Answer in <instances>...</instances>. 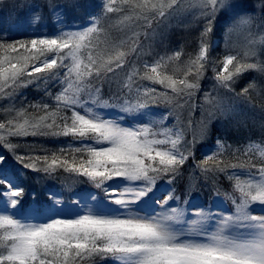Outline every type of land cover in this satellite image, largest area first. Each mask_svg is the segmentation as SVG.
<instances>
[{"label":"snow or ice","instance_id":"6c2138e0","mask_svg":"<svg viewBox=\"0 0 264 264\" xmlns=\"http://www.w3.org/2000/svg\"><path fill=\"white\" fill-rule=\"evenodd\" d=\"M3 2L0 0V4ZM114 4L115 0H46L44 4L24 0L8 5L20 15L14 27L0 24V94L11 95L5 89L15 91L41 78L62 76L65 87L55 96L45 93L55 101L54 106L48 102L31 105L43 109L45 115L30 120L24 118L25 110L21 109L16 116L24 118L22 123L13 119L0 123V130L6 132L0 135V146L5 149L0 152V264H79L92 257L114 264H264V166L257 169L258 176L249 172L251 178L242 180L238 174L229 173L226 166L221 167L220 161L207 167L208 161L216 160L213 153L197 163V136L188 140L182 129L166 126L174 115L172 110L157 111L172 103L169 93L154 87L134 88L135 69L122 86L115 80L119 71L125 70L126 52L107 60L89 53L87 64L81 59V50L92 44L93 34L99 31V18L123 11ZM45 8L55 16L52 33L29 34V19L33 15L42 18ZM200 8L206 22L198 37V53L190 62L196 71L193 74L191 67L186 70L192 80H177L158 72L164 57L154 50L145 52L139 34L134 33L129 51L151 57L156 65L144 60L146 72L140 80L163 85L177 97L183 94L191 99L193 91L200 90L213 51L214 22L228 18L247 23L256 15L264 19V0H200ZM132 10L135 18L144 20L150 30L144 36L150 39L155 33L153 23L160 26L170 17L179 18L186 5L185 0H138ZM81 11L87 18L85 25L70 23L80 18L77 13ZM160 42L163 44V34ZM180 56L181 51H176L168 59L178 60ZM221 64L222 72L213 68L217 88L255 109L250 92L258 87L264 90V82L249 83L240 91L236 88L241 73H264V63H241L237 55L227 54ZM203 95L220 116L208 112L199 127L200 139L207 137L214 125L219 127L223 120L234 118L230 106L210 93ZM109 111L118 115L109 116ZM49 135L73 137L81 146L34 155L31 146L8 139ZM167 145L170 147L166 150L160 147ZM216 145L223 151L225 145L220 138ZM22 147L25 150L21 152ZM260 154L264 156V150ZM189 161L204 179L199 189L186 188L182 200L176 194V184L183 179L182 169ZM28 173H33L32 179L37 182L67 174L92 187L72 193L67 200L49 191L48 199L41 201L27 189ZM219 175L227 181L235 180L233 191L224 194L231 204L227 211L203 200L204 191L222 199ZM26 190L29 200L24 199Z\"/></svg>","mask_w":264,"mask_h":264},{"label":"trees","instance_id":"16d2710c","mask_svg":"<svg viewBox=\"0 0 264 264\" xmlns=\"http://www.w3.org/2000/svg\"><path fill=\"white\" fill-rule=\"evenodd\" d=\"M24 0H4L3 4H0V21L5 26L8 27V21L11 20L13 14L15 13L18 17L19 10H15L12 14V11L8 5L13 3H23ZM41 4L46 3V0H39ZM63 2V0H59ZM99 2V0H96ZM138 0H129L128 4H123L122 0H115L113 7L117 9H123V11H117L113 13H108L102 15L99 18L98 28L99 31L92 36V44L88 47L81 50L80 56L85 64L88 62V55H91L94 58H102L107 60L110 56L116 55L118 52H126L125 57V70L119 71L118 76L115 77V80L123 85L127 81L129 74L133 72V69L136 70V75L133 76L132 85L135 88L136 86L141 87H154L158 91H167L172 97V103L164 106L162 105L158 112H166L172 110L174 112L173 116H170L166 122V126L176 127L184 131V136L188 140H192L193 136H197L196 143V162L201 163L205 159V156L208 155L213 149H216V138H220L222 142L230 145L228 147H233L235 150L242 152L243 154L239 155L237 158L227 159L225 162L220 164L221 167H227L229 173H234L238 175L246 174L244 177H240L242 180L251 178L248 173L253 172L254 168L251 165H255V168L264 166V164L255 163L257 159L261 156V151L264 150V111L261 110L264 104L257 99L250 97L251 103L255 105V109H250L248 106H245L241 101L232 99L229 95L225 94V91L217 88L216 82L214 80L213 68H216L217 71L222 72L220 68L221 65L217 64L211 66L212 63V54L218 53L220 57L223 56V48L221 46L213 47V51L209 57V62L206 65V70L204 72L203 78L200 80V90L193 91L191 99H188L186 96L181 94L177 97L170 89H165L163 85L154 84L151 81L140 80L139 77L143 76L146 72L144 69L143 61L147 60L150 64H154L152 58L149 56L140 55L137 56L134 53L129 51L132 46V39L136 38L133 36L134 33L139 34V41L143 45L144 51L148 52L152 50L150 45V39L145 38L144 33L150 31L144 25V20L142 18L137 19L136 13L132 10V5L137 3ZM186 11L182 15H188L191 19L197 21V28L191 34H186L182 31L175 32L174 40L172 46L169 48L168 57L172 56L174 52L181 51L180 58L173 59V62H170V65L178 66H188L192 68V73L194 74L196 68L191 65V61L195 59L198 53V37L200 36L201 31L203 30L204 23L206 22L204 17L201 15L200 0H185ZM99 11V10H97ZM12 14V15H11ZM44 14L46 17L52 16L51 12L45 8ZM77 18L73 21L76 25H85L87 18L83 11L77 13ZM126 16H132V20H125ZM255 21L256 26L260 30V35L258 37H250L249 33L245 30H242L241 26L234 28L232 31L228 30L229 25L232 23V19L224 18L222 20L217 19L215 21V27L212 34V41L214 38H219L221 40L229 38L230 42H238L241 46L237 47L238 44L234 45V50H231L233 53H249L247 57L253 58L257 63H264V19L259 15H256L252 18ZM121 21H124L121 23ZM162 25V24H161ZM160 25V26H161ZM158 27L153 23V28ZM242 36L245 38L242 39ZM123 42V43H122ZM232 45V43H231ZM161 49V48H160ZM162 50V49H161ZM139 51V49H138ZM50 55V54H49ZM160 56H166V53H159ZM44 57H41V60ZM159 57H157L158 59ZM164 60L166 58L164 57ZM167 61V60H166ZM98 62L100 60L98 59ZM38 63V61L34 62ZM31 70V69H29ZM229 71L233 70V67L228 68ZM147 71H150L147 70ZM162 75H170L174 79L187 78L189 81L192 80V75L186 76V70H160ZM40 76H45L46 74H37ZM240 78V77H239ZM62 76L56 77L54 79H35L33 83L27 85L26 87H19L13 91L11 88L5 89V92L11 93V95L0 94V123L7 124L9 119H13L14 123H22L24 118L36 119L42 115H45L43 109H37L31 107V105L48 102L51 105H55V101L51 97L47 96L45 93H51L52 96L59 94L65 85L61 83ZM94 82V81H93ZM264 82V81H263ZM262 82L259 83L261 85ZM115 87V85H114ZM237 91L241 90V83L238 80ZM258 92H262L261 88H257ZM210 93L213 97L214 93H217L220 98H224L223 103L225 105L234 108V118L223 120V123L219 127L213 126L211 133L203 138H199V123L202 122L206 117L210 109L215 110V115L217 117L220 114L216 111L214 107L209 105L205 99L203 93ZM255 92V91H252ZM250 92V93H252ZM107 99V97H105ZM187 100V103L185 102ZM180 105V106H178ZM24 109L25 117H17L16 112ZM63 114V110L62 113ZM70 115V112L68 113ZM109 116H117L116 111H109L107 113ZM177 117L179 123L177 124ZM156 119H159L157 116ZM51 122V121H49ZM57 123H60L57 119ZM143 126V125H135ZM154 131H159L158 128H154ZM0 135H6L4 130H0ZM156 139H163L162 136L155 137ZM12 143L20 144L22 146H31L32 152L34 155H43L45 154L44 150L56 151L61 147H79L81 142L73 137H64V136H27V137H8ZM85 143H91V141H84ZM252 147L249 149V145ZM258 145V147H257ZM162 149L166 150L170 145L160 146ZM25 148L22 147L19 151H24ZM182 150V149H181ZM5 149L0 146V152H4ZM191 161L185 164L183 171V179L176 184L177 195L181 196L183 200L185 198V190L189 186L194 189H199L202 186V181L204 177L197 173V170L191 166ZM236 164L237 168L232 169L231 165ZM243 165V167H241ZM207 167H213L214 164L211 161H208ZM28 180L25 181L27 189H30L35 193V198L41 201H46L48 199L47 193L49 191L55 193L57 196H62L65 200L69 199L72 193L81 190L84 187L91 188V185H84L73 180L67 174L61 175L56 180L46 179L39 182L32 179L33 173H28ZM113 183V182H109ZM162 183V182H160ZM175 184V182H174ZM235 180L227 181L224 179L223 175L218 177V186L221 189L222 199H214L210 196L207 191L203 193V200L205 203L211 201L214 208L218 206H225L227 209L231 207L229 201L224 199L225 193H231L234 189ZM159 187V184H158ZM95 190V189H93ZM238 195V193H237ZM31 197L26 194L24 199L29 200ZM28 211H31L29 208ZM79 264H114L111 260H102L98 257L87 258L86 260L79 261Z\"/></svg>","mask_w":264,"mask_h":264},{"label":"rangeland","instance_id":"374dc122","mask_svg":"<svg viewBox=\"0 0 264 264\" xmlns=\"http://www.w3.org/2000/svg\"><path fill=\"white\" fill-rule=\"evenodd\" d=\"M40 16H42V18H38L37 15H33L29 19L28 23L31 24V28L28 30L29 34H33V33H35V34H51L52 33L53 27H54V22H55V16L52 15V16L46 17V15L44 14V10L40 14ZM16 20H17V15L14 13L11 20L8 21V26L14 27ZM220 20H222V19H220ZM196 22L197 21L191 19L188 15H181L179 18L170 17L169 20L166 21L165 23H163L161 26L154 27L155 33L152 34L151 38H150V45L152 47V50H150V51L154 50V53L155 52L160 53L164 50V52L166 53V56H164V57L167 60V61L164 60V63L161 64L160 66H157V70L159 68L160 70L170 69V70H174V71H176V70H184L185 71L189 68L188 66L187 67L186 66H178L175 64L170 65L169 63L173 62V61L168 59V51H169V48L172 46V42H173L174 36H175L174 33L177 31H182L186 34H191L197 28ZM70 23H73V21H71ZM0 24H1V21H0ZM214 25H215V22H214ZM238 26H241L242 30L247 31L249 33L250 37H258L260 35V30L256 26L255 21L252 19L250 22H247V23L244 21H241V20L232 19V23H231V25H229L228 30L232 31L234 28H236ZM161 34H163V44H161V42H160L161 41ZM244 38L245 37L242 36V39H244ZM214 39L215 40L213 41V45L214 46H221L223 48V56L220 57V55L218 53L212 54V63H211L212 67L217 65V64H220L221 65L220 68L223 71L221 61L225 58V56L227 54L237 55L238 58L240 59L241 63H257V61H255L253 58L247 57L248 55L243 56L241 53H233L230 51V49L234 50V45L238 44V42L233 43V40H232V42H230V39L228 37L223 39V40L216 38V37ZM231 43H232V45H231ZM239 46L240 45L238 44L237 47H239ZM235 63L236 62L234 61V64ZM151 65L156 66L155 64H151ZM231 67H233V66L232 65L228 66V68H231ZM263 81H264V73H261L257 70L245 71L242 74H240V78H239V82L241 83V87L246 86L249 83L259 85V83L263 82ZM213 97L217 100L222 101V102L226 101V100H224V98H220L217 93H214ZM250 97L251 98L254 97V99H257L264 104V90L262 92H258V90L256 89L255 92L250 93ZM212 107H214V106H212ZM232 110H234V108H232ZM210 111L215 114L214 109H210ZM200 124H201V122L199 123V126H200ZM216 140H217V138H216ZM222 143L225 145L223 151H221L220 148L216 145V149H213L210 152V153H213L216 157L215 161H211L213 164H215L217 161H220L223 163L227 159H233V153H234L235 158H237L239 155L243 154L242 152L235 150L233 147L228 149V147L230 145L225 144L224 142H222ZM259 158H261V159H257L254 162L258 163V164H264V156H260ZM257 169L258 168H254V170L252 172L256 176L259 175ZM239 176L244 177V176H246V174H242V175L240 174ZM113 185L116 186L115 182H113ZM221 209H222V207H221Z\"/></svg>","mask_w":264,"mask_h":264}]
</instances>
